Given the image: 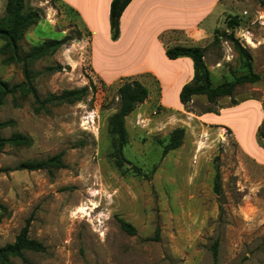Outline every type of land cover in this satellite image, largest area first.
Returning a JSON list of instances; mask_svg holds the SVG:
<instances>
[{
    "label": "rangeland",
    "instance_id": "1",
    "mask_svg": "<svg viewBox=\"0 0 264 264\" xmlns=\"http://www.w3.org/2000/svg\"><path fill=\"white\" fill-rule=\"evenodd\" d=\"M25 1L28 9L41 13L25 34V49L81 31L80 39L31 64V84L42 98L83 86L88 94L36 112L32 95L18 92L0 107V121H15L1 135L22 133L31 139L28 145L6 144L0 151V203L7 208L0 220V247L14 242L28 220L30 237L46 247L26 251L30 263L11 257L0 264H264V7L259 1L230 0L219 30L227 29L229 14L239 16L235 37L249 51L260 79L213 103L198 95L183 105L178 87L194 68L192 62L162 64L173 75L182 72L164 89L155 77L143 74L139 80L149 96L126 118L122 168L114 161L109 118L119 108L120 85L135 76L103 80L93 67L92 37L71 12L56 0ZM5 7L6 0H0V18ZM98 42L108 44L104 34ZM205 47L214 86L248 73L230 40L213 35ZM103 48L96 49V63L107 77L137 57H109ZM3 59L0 52V79L23 81L21 64ZM51 66L60 67L48 70ZM176 128L185 129L182 145L164 154ZM57 153L63 154L65 166L52 173L15 169ZM217 171L220 194L214 190ZM120 219L132 224L136 234L125 232ZM216 240L217 260L212 251Z\"/></svg>",
    "mask_w": 264,
    "mask_h": 264
},
{
    "label": "trees",
    "instance_id": "2",
    "mask_svg": "<svg viewBox=\"0 0 264 264\" xmlns=\"http://www.w3.org/2000/svg\"><path fill=\"white\" fill-rule=\"evenodd\" d=\"M132 0H112L110 5V27L112 39L116 40L120 35V18ZM264 7V0H258ZM41 18L38 10L27 8L25 0H6L5 14L0 18V40L3 42L0 52L4 55L5 64H21L24 80L11 84L0 79V107L4 104L6 97L15 96L20 93L24 96L32 95L36 103L35 111H48L47 106L53 102L74 103L82 100L88 94V86L81 88L64 89L60 93H49L41 97L37 89L31 84L34 77V71L31 64L53 52L58 51L73 39L81 38V31L77 36L66 34L62 39L47 38L40 44L32 45L25 49L22 41L30 27L36 25ZM227 29L220 31L215 30L214 39L224 38L234 44L238 55L243 59L248 73L236 77L233 81H224L214 86L211 81V72L205 63L206 48L191 45H175L166 49V55L170 59L179 57H189L193 62L194 76L191 82L183 85L179 99L181 104L186 105L194 96L205 95L209 102L213 103L220 97L232 96L237 86L244 83H255L260 76L253 71L252 57L249 51L235 37V29L240 26V18L237 15H229L226 19ZM60 67V66H57ZM57 67H48V70ZM119 108L109 118L110 133L113 136V157L117 167L122 168L126 159L124 157V148L128 144V132L126 129V118L138 105L144 103L149 96V90L145 84L138 79L125 81L118 89ZM13 119L0 121V151L6 144L13 146H25L30 144L29 136L22 133H13L9 137H3L1 130L14 126ZM185 134L184 128H176L169 137V142L163 147V153L177 149L182 145ZM264 140V133L262 134ZM262 145V144H261ZM264 147V145H262ZM65 166L63 154L57 153L44 159H34L19 163L15 169L19 170H40L45 169L53 172ZM1 171V170H0ZM214 190L217 194L221 193L220 172L217 171ZM7 211L6 206L0 203V220L3 213ZM29 223L21 229L16 239L0 247V262L5 263L11 257H19L24 262L30 263L25 256L26 251L43 252L45 245L29 235ZM121 228L130 235L136 234V228L129 222L120 219ZM219 240H216L212 246L215 260L218 257Z\"/></svg>",
    "mask_w": 264,
    "mask_h": 264
},
{
    "label": "crops",
    "instance_id": "3",
    "mask_svg": "<svg viewBox=\"0 0 264 264\" xmlns=\"http://www.w3.org/2000/svg\"><path fill=\"white\" fill-rule=\"evenodd\" d=\"M56 1L59 6L71 12L73 21L81 30L91 35L95 46L94 51L91 50L93 67L103 80L113 82L130 76H135V79L139 80L143 74H147L155 77L163 89L165 86L169 87L174 84L182 72L178 71L173 75L162 68V64L170 65L177 62L190 64L192 62L189 57L170 59L166 55V49L183 44L206 48L205 45L213 37L215 30L224 23L223 15L228 11L231 2L230 0H200L199 2L194 0H132L121 15L120 35L114 40L109 20L112 0ZM101 23L105 24L103 29L100 28ZM100 34L105 35L108 43L106 46H99ZM179 38L184 39L185 43H179ZM100 47H104V53L109 57H118L128 53L127 55L137 56L138 59L136 57L127 66L120 67L116 75L107 77L96 63V49ZM193 76L194 68L179 85L178 91H181L184 84L191 82ZM258 122L255 125V131ZM240 125L235 126L236 132Z\"/></svg>",
    "mask_w": 264,
    "mask_h": 264
}]
</instances>
